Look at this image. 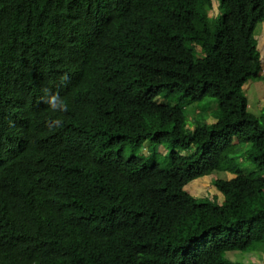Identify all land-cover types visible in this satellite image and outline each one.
<instances>
[{"label": "trees", "instance_id": "1", "mask_svg": "<svg viewBox=\"0 0 264 264\" xmlns=\"http://www.w3.org/2000/svg\"><path fill=\"white\" fill-rule=\"evenodd\" d=\"M217 4L213 16L212 0H0V264L264 254V111L243 89L262 78L264 0ZM208 97L216 121L189 127L177 102ZM219 173L233 175L213 182L222 202L186 190Z\"/></svg>", "mask_w": 264, "mask_h": 264}, {"label": "rangeland", "instance_id": "2", "mask_svg": "<svg viewBox=\"0 0 264 264\" xmlns=\"http://www.w3.org/2000/svg\"><path fill=\"white\" fill-rule=\"evenodd\" d=\"M213 1V7L212 10L209 12L210 15L215 16L218 13L217 9V0ZM264 32V25L261 23L256 27L255 34L256 38L263 39L262 34ZM259 50L262 55V62H263V68L262 73L260 74L262 78L260 79H253L249 80L248 83H246L243 87L244 93L248 98L249 103V111L256 115H261L264 111V43L261 42L258 45ZM163 100V99H158ZM157 100V101H158ZM165 104L167 102L166 99ZM176 103V102H175ZM174 103V104H175ZM180 104L181 107H184L185 115L188 121L189 127H194L196 123H204L206 122L204 119L207 118L208 123H213L216 121L214 118V112L217 111V104L213 98H206L203 101L200 102H191L190 100L186 99L184 101L177 102ZM197 112H200L199 115ZM150 145V141L147 140L143 143L142 146L137 147L135 149H131L130 147H126L124 150V155L126 158L131 156H138V157H144L148 154V151L146 152L148 146ZM183 155L186 154V152H182ZM156 163H158L162 168L166 169L169 167V157L167 155V150L162 145L157 147V154L155 155ZM244 167L252 168V170H255L254 167L249 163L245 162L244 164H241ZM233 175L226 174V173H219L213 174L210 176H205L200 179L194 180L191 183H189L186 186V190L197 198H217L220 202H222L223 197L222 194L216 189L213 182L217 179H230ZM258 248H262L264 250V244L261 246L259 245ZM259 257L256 256V252L251 253H243L238 251L234 252H227L225 254V257L230 260H238L240 264H264V254H260ZM248 256V257H247ZM263 258V260H261Z\"/></svg>", "mask_w": 264, "mask_h": 264}, {"label": "clouds", "instance_id": "3", "mask_svg": "<svg viewBox=\"0 0 264 264\" xmlns=\"http://www.w3.org/2000/svg\"><path fill=\"white\" fill-rule=\"evenodd\" d=\"M68 79L69 77L67 76V74H65V76L61 78V81L64 82ZM42 91L44 93L43 97L41 98L42 101L47 104L53 112L68 111V105L66 101L58 93H52L47 88H44ZM47 123L50 130L63 127V122L59 118L50 119Z\"/></svg>", "mask_w": 264, "mask_h": 264}, {"label": "crops", "instance_id": "4", "mask_svg": "<svg viewBox=\"0 0 264 264\" xmlns=\"http://www.w3.org/2000/svg\"><path fill=\"white\" fill-rule=\"evenodd\" d=\"M261 24L264 25V22L261 23ZM262 38H263V39H259V41H258L259 43H261V42L264 43V32H263V34H262ZM258 45H259V44H258ZM261 73H262V72H261ZM261 73H260V74H261Z\"/></svg>", "mask_w": 264, "mask_h": 264}]
</instances>
